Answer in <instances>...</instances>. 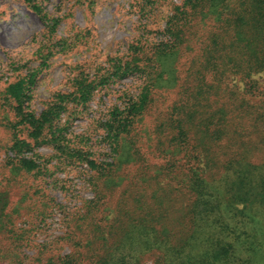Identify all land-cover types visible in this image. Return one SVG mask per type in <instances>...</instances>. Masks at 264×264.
Wrapping results in <instances>:
<instances>
[{"label": "trees", "instance_id": "obj_1", "mask_svg": "<svg viewBox=\"0 0 264 264\" xmlns=\"http://www.w3.org/2000/svg\"><path fill=\"white\" fill-rule=\"evenodd\" d=\"M25 1L42 14L36 0ZM171 12L163 39L134 38L125 58L74 76L72 91L57 93L41 114L29 106L37 71L8 84L2 99L15 117L0 125L15 158L0 166V257L26 235L42 264H264V85L254 79L264 77V0H183ZM42 18L54 34L60 21ZM86 32L62 40V52ZM129 78L138 92L125 90L79 142L63 145L95 93ZM51 144L88 165L94 198L73 212L52 206L18 219L9 175L42 173L22 155ZM57 212L63 234L36 243Z\"/></svg>", "mask_w": 264, "mask_h": 264}, {"label": "rangeland", "instance_id": "obj_2", "mask_svg": "<svg viewBox=\"0 0 264 264\" xmlns=\"http://www.w3.org/2000/svg\"><path fill=\"white\" fill-rule=\"evenodd\" d=\"M182 1L150 0L144 3L145 0H36L43 9L40 14L34 12L25 0H0V122L8 124V119L14 121L12 101L3 100L2 95L8 84L15 81L19 74L26 76L29 72H38L29 106L30 110L41 114L57 93L72 91L74 76L81 73L86 76L94 75L98 70L103 71L109 67L107 58L110 56L125 58L134 38L144 34L156 41L163 39L162 31L172 13V5ZM45 13L60 21L54 34H51L49 24L42 18ZM80 31H87L86 40L74 50L63 53L60 42L64 39L72 40ZM77 65L80 72L75 74L73 71ZM254 79L259 80L261 86L264 85V77L257 76ZM138 84L136 78H129L103 90L99 89L83 117L72 120L68 136L61 140L62 144L70 145V139L75 137L79 142L78 137L90 130L94 118L105 116L113 106L122 103L125 90L130 95L136 94ZM145 118L148 123L150 117ZM66 120L64 115L62 123ZM0 126L1 166L6 155L13 159L15 154L8 153L9 150L4 146L9 132L4 125ZM53 146L54 144L38 146L34 151L22 155L36 159L39 165H43L40 174L39 171L20 177V172L16 170L14 174H17L12 175L11 165L16 163L9 165L12 185L7 191L10 205L19 206L18 219L23 216L31 219L28 216L34 214L42 215L52 206L61 209L65 207L73 212L81 206L83 200L94 198L93 187L88 181L91 176L88 165L71 162L66 154L58 152ZM45 168L53 173L45 175ZM39 191L41 194H38ZM42 199L47 202L41 203ZM60 220L59 212L48 218L47 223L51 222L52 228H44L35 238L36 243L50 241L62 235ZM25 236L17 238L13 251L5 248L0 264H42V260L38 258L39 253L37 261L34 259L38 251L29 245ZM1 241L0 239V243ZM68 252L69 248L66 247L64 253ZM147 264L152 263L150 261Z\"/></svg>", "mask_w": 264, "mask_h": 264}]
</instances>
